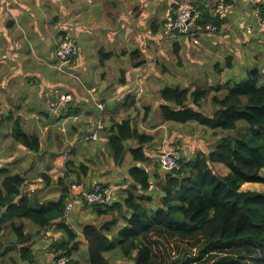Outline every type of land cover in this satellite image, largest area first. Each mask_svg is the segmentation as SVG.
<instances>
[{"label":"crops","instance_id":"obj_1","mask_svg":"<svg viewBox=\"0 0 264 264\" xmlns=\"http://www.w3.org/2000/svg\"><path fill=\"white\" fill-rule=\"evenodd\" d=\"M227 1L229 5L237 3V0ZM37 2L38 0H0V82L7 81L6 84L0 83V169H6L1 173L0 182L7 176L20 175L23 182L21 195L17 199L24 194L31 195L34 191L42 201L60 198L64 187L60 184V179L63 178L65 184H68L66 178L69 176H65L66 162L71 161L75 169L71 174L81 184L82 189L88 190L97 183L106 184L115 191L113 204L123 202L132 182H129L118 169L126 166L128 173V169L133 165L131 153L128 151L122 165H117L109 148L106 130L100 132V144L96 143L97 140H86L85 136L91 132L94 128V121L101 115L108 128L129 119L128 116H124L122 120L117 121L122 113L135 108L136 96L141 85L131 87L119 99H112L111 104H108L107 100L114 97L118 87L127 83V77L132 75L133 69H139L148 62V58L143 55L142 47H154L163 49L165 52V55L159 60L153 58L154 71L148 74L146 83L151 82L157 87L154 90L153 100L142 104L143 110L149 109L156 121V123L150 124V127L159 129L157 133L150 132L153 139L154 135L159 134V131L162 132L160 140L157 141L155 153L151 154L154 145L150 144L147 147L150 158H157L162 151L175 148L184 151L186 155H191L185 148V143L190 140L189 136L180 131L184 124L162 120L159 109L162 88L180 86L192 89L201 86L205 90H209V97L204 106H206L207 112H213L211 96L216 92L215 88L218 86L242 80L254 68L261 70L262 82H264V32H260L259 28L255 30V32H260L259 35L250 32L242 37H236L235 41L229 43L231 36L228 29H223L224 20L223 23L221 22V30L217 33L194 32L193 36L179 34L175 38L162 41L161 33L164 22L182 2H191L198 6L202 12L210 15V11L216 8L217 0H91L92 3L103 5L104 15L107 18H112L114 13L119 14L118 5H126L133 14V19L141 11H148L147 6L155 5V10L148 12L145 21L149 35L143 36L141 33H134L130 39H123L125 27L110 34V30L101 26L99 22L95 25L81 26L78 24L69 28L67 25L59 26L61 24L59 15L52 18L54 32L51 35H46L45 40L53 38L61 40V29L65 27L78 45V54L71 64L76 63L78 55L85 62L95 59L96 63L92 65L93 71L99 69L100 79L108 81L100 92L99 99V102L104 103L105 106L98 110L94 106H89L82 96H77L70 88H65L64 81L70 82L71 79L81 77L80 67H67L62 70L56 68L50 73H46L45 66L41 65L40 62H44V65L60 63L57 56H50V53L57 51L59 43L52 45L47 52L41 51V44L31 45L34 33L27 35L28 46L24 43L25 33L21 29L25 23L29 22V17L26 15L27 6ZM39 2L41 7H47L51 0H39ZM76 2L83 4L84 0H59V3L64 4ZM249 2L251 8L255 9V2L251 0ZM87 11L86 5L75 10L77 13H87ZM165 12H167V16L163 17L162 14ZM33 28H40L43 31L42 22H37ZM14 32L15 37L12 40L11 35ZM136 34H141V38L145 42L143 46L135 40ZM196 37H198L199 43L194 42ZM221 37L223 39H220ZM6 47L7 49H5ZM125 57H127L126 60ZM238 61L241 62L239 67L242 75L225 77L223 74L231 71ZM177 69H181L179 78L186 81L183 84L174 82ZM157 73L161 75H157ZM86 86L90 88L93 85L88 83ZM58 88L71 94L73 99L61 109L58 115H53L50 110V99H53L54 92ZM140 100H144V97L141 96ZM156 100L159 102L157 103ZM78 117L84 118L80 127L77 124H64L70 118ZM137 117L144 119L143 116H140L139 110H137L136 117L130 118L133 120V124L139 128L140 121ZM17 119L21 121L26 132L39 136L41 150L38 153L26 148L13 137V125ZM189 123L192 122H188L186 125ZM211 136L209 134V137ZM190 142L189 149L195 150L199 147L198 141L191 140ZM204 142V140L201 141L202 144ZM93 147L95 151L91 155L80 157L81 154L88 152ZM166 147L168 149H164ZM198 149L201 150V147ZM77 157L80 158L76 159ZM58 161L59 163H57ZM143 165L154 175L155 168H149L147 163ZM43 174L47 175L49 179L45 180ZM119 175L122 177L121 179L114 178ZM151 182L153 185L150 194L153 200L144 203L147 207L155 206V203L159 202L157 199L158 187L154 177ZM125 184L127 187H124ZM90 206L92 205L87 202L77 203L68 222L78 233L80 239L83 238V222H99L97 211ZM118 208L120 206L117 204L115 209H112L113 213L118 214ZM124 209L126 208L124 207ZM125 215L129 217L128 212ZM125 215L120 217L114 227L115 231L126 223ZM0 220L2 226L0 243L4 245L2 248L0 247V253L4 248L6 250L2 255L0 254V264H30L28 261L22 260L18 250L21 245L17 243V233L10 226L15 221H22L25 224L37 264H58L55 260V249L67 239V235L62 229H58L57 225L42 228L28 219H8L2 215H0ZM75 256L79 258L78 264H89L85 245H79ZM121 256L122 254L118 252L112 256L111 260L115 264H120L123 261Z\"/></svg>","mask_w":264,"mask_h":264},{"label":"trees","instance_id":"obj_2","mask_svg":"<svg viewBox=\"0 0 264 264\" xmlns=\"http://www.w3.org/2000/svg\"><path fill=\"white\" fill-rule=\"evenodd\" d=\"M224 20L218 13L213 18L203 11L201 24L206 28L215 23L220 31ZM262 76L261 70L254 68L242 80L215 88L216 92L211 96L212 113L203 110L209 90L201 86L161 89L159 109L163 121L195 122L203 130H211V135L216 138L211 149L198 150L192 158L178 150L181 154L178 169H164L158 158L149 157L147 147L153 135L140 131L132 119L106 127L116 164L122 165L128 151L132 155L133 165L128 169L132 186L122 203H89L96 207L99 222H83L82 239L63 218L68 197V186L63 178L60 179L64 186L61 197L42 201L36 191L17 199L21 195L22 177H5L0 182V215L8 219H28L42 228L57 225L62 229L67 239L55 249L57 263L67 258L65 264H78L75 252L83 244L87 248L89 264H115L111 258L118 252L123 258L120 264H160L155 259L152 245L144 238L146 233L156 229L186 237L202 235L200 252L215 245L250 240L264 254V192L242 190V185L248 182L264 184ZM144 112L150 114L149 109ZM143 118L146 120L147 116ZM12 135L33 152L41 150L39 136L26 132L19 119L14 122ZM144 163L155 168L154 175ZM66 168V177L75 170L71 161L66 162ZM5 171L0 169V176ZM43 177L49 179L45 174ZM153 177L159 202L147 207L144 203L153 200L150 194ZM117 204L120 208L115 214L112 209ZM127 212L129 217L125 215ZM122 215H125L126 223L115 231ZM10 226L17 233L22 260L37 264L25 224L15 221ZM1 232L0 220V239ZM3 246L0 243V247Z\"/></svg>","mask_w":264,"mask_h":264},{"label":"clouds","instance_id":"obj_3","mask_svg":"<svg viewBox=\"0 0 264 264\" xmlns=\"http://www.w3.org/2000/svg\"><path fill=\"white\" fill-rule=\"evenodd\" d=\"M255 2V0H252ZM88 7L87 13H77L76 9H79L83 6ZM120 11L119 14H113L112 18H107L104 15L103 5L100 3H92L91 0H84V3L76 2V3H59V0H51V2L47 5V7H41V3L38 2L34 5L27 6L26 15L29 17V22L24 24V27L21 29L25 33L24 43L28 46L27 35L34 33L33 39L31 40V45L36 46L37 44H41V51L47 52L48 49L52 47V45L59 43L61 45L60 51L50 53V56H62L63 43L60 39L53 38L51 40H45L46 35H51L54 32L53 24L51 23L52 18L54 16L59 15L61 24L59 26L67 25L71 28L73 25H95L97 22L100 23L101 26L110 30V34L112 32H118L121 27H125L126 31L123 34V39H130L134 33H141L143 36H148L149 31H147V25L145 23L147 14L149 11L155 10V5L147 6L148 11H141L139 15L133 19L132 13L128 10L126 5H118ZM219 12L222 18H225V22L223 24V29H228V33L231 36V40L229 43L235 41L236 37L243 36L248 34L246 30H250L254 32L256 35H259L260 32H264V22H261V18L259 16L258 10L251 8V3L249 0H237V3L228 5L227 7L221 6V8L211 10V17H215L216 13ZM197 15H201V13H197ZM163 17L167 16V12L162 14ZM37 22H42L43 31L39 29H34L33 25ZM123 22H127L126 24ZM250 25H252L250 27ZM259 28L260 32H255V30ZM51 29V31H49ZM244 30L243 32L241 30ZM255 29V30H253ZM143 30V31H142ZM78 34V33H77ZM141 34L135 35V40L139 41L140 45H144V40L141 38ZM5 35H8L5 33ZM70 33V37H71ZM15 37V32L11 35L12 40ZM69 37V41H70ZM158 39V37H155ZM220 39H223L222 37ZM227 40V39H225ZM134 46V45H132ZM8 47V44H7ZM7 47L5 49H7ZM143 55L148 58V62L141 66L139 69H133L132 75L127 77V83L121 85L116 89V93L114 97L109 98L107 100L108 104L112 103V99L121 98L127 90H130L131 87H135L137 85H141L139 91L137 93L138 102L135 108L128 110L121 114L120 117L117 118V121H120L124 118V116L136 117L137 110L140 112V116H147V119H141L137 117L140 121L139 128L142 132H152L157 133L158 128L150 127V124L156 123L155 119L152 117V114L145 113L142 104L146 103L149 100H153L154 90L156 85L151 82L146 83L148 74L153 70V58L159 60V58L165 55L163 49H156L154 47L143 48ZM125 60L127 57L124 58ZM41 65L45 66L46 73H50L53 69L59 68L64 69L67 67H80L81 69V77L76 79H71L69 81H64L65 88H70L73 93L77 96H82L85 99L89 106H94L96 109L100 110L104 108V103H100V92L105 88L108 81L101 80L99 77V69L93 71L92 65L96 63L95 59L88 60L87 62L83 61V59L78 55L77 61L75 64H70L69 61L61 59V62L55 65H44V62H40ZM241 62L238 61L237 65L231 69V71L225 72L223 75L225 77L229 75H242L239 64ZM181 69L176 70V79L174 82L176 83H185L186 81L181 80L180 77ZM157 75H161L157 73ZM165 77V76H164ZM167 79V77H165ZM0 83H7V81H3ZM91 83L92 87H87L86 84ZM143 96L144 100H139V97ZM73 99V98H72ZM71 99V100H72ZM69 96H62L59 99L58 104L54 109H52V114L55 115L60 109L64 107L65 104L71 101ZM158 103L159 100H156ZM84 118L78 117L76 119H69L64 122L65 125L68 124H77L80 127L81 122ZM111 122V121H109ZM112 123V122H111ZM162 132L159 131L158 135H154V139L151 144L154 145L153 151L151 154L155 153V147L157 145V141L160 140ZM127 143L128 141H124ZM97 144H100V141L97 140ZM54 150V149H53ZM95 151L93 147L88 152H85L80 155V157L84 155H91ZM77 157L76 159H79ZM59 163V161L57 162ZM120 173L123 174L124 177H127L128 181L131 182V177L128 176L126 171V166L118 169ZM115 179H121L122 177L115 176ZM68 179H75V177L66 178V182ZM124 187H127L125 184Z\"/></svg>","mask_w":264,"mask_h":264},{"label":"built area","instance_id":"obj_4","mask_svg":"<svg viewBox=\"0 0 264 264\" xmlns=\"http://www.w3.org/2000/svg\"><path fill=\"white\" fill-rule=\"evenodd\" d=\"M216 9L221 8V6L227 7L229 4L226 0H217ZM252 1V0H251ZM255 10H258L261 22H264V0H255ZM201 15H197V13ZM221 15L219 12H217ZM203 16L202 10L191 2H182L179 7L174 10L166 19L162 28V41L166 39H172L181 35H190L193 36L194 32L202 33L207 31L209 33L219 32L218 26L215 23L208 24L206 28L201 24V19ZM252 25H250L251 27ZM194 28V30H192ZM178 29V33H175L174 30ZM255 30V29H253ZM248 33L252 32L247 30ZM68 30L65 27L61 29V42L65 47L63 49L62 56H57L59 62L61 59L69 61L71 64L76 55L78 54V45L75 43L72 37H70ZM195 43H199L198 37L194 38ZM61 45L59 44L57 51H60ZM62 70V69H60ZM69 96V99H72L71 94L61 90L56 89L54 92L53 99H50V110L54 109L59 102L60 97ZM141 97V96H140ZM139 97V100H140ZM138 102V96H136ZM69 103V102H68ZM67 103V104H68ZM65 104V105H67ZM64 105V106H65ZM64 108V107H63ZM62 108V109H63ZM61 112V109L55 114L58 115ZM94 128L85 136L86 140H99L101 138L100 132L106 130V124L104 117L101 115L93 123ZM181 154L176 149L165 150L158 154L157 158L161 161L163 168L167 170H173L179 168V160ZM73 177L69 175L68 178ZM68 197L66 201L65 212L63 218L66 222H69L70 216L74 211V208L79 202L87 203H101V204H112L115 198V191L110 186L106 184L97 183L88 190L82 189L81 184H79L76 179H68ZM67 258H62L59 260L58 264H65Z\"/></svg>","mask_w":264,"mask_h":264},{"label":"rangeland","instance_id":"obj_5","mask_svg":"<svg viewBox=\"0 0 264 264\" xmlns=\"http://www.w3.org/2000/svg\"><path fill=\"white\" fill-rule=\"evenodd\" d=\"M204 104L206 105V100L203 101ZM211 107L213 108L214 106L211 105ZM206 109V106H204L203 110L207 113ZM208 113L212 112L208 111ZM200 127L195 122H192L182 125V130H180L183 134H187L190 139L185 143V148L191 154L190 156L187 155L189 158H192L195 155L194 153L200 150L198 149L199 147L202 150L211 149L214 145V140H216L214 136L209 137L211 130H203ZM191 140L198 141V144H196L199 147L195 150L189 149ZM203 140L205 142L202 144L201 141ZM242 190L264 192V184L248 182L242 185ZM90 207L94 208L93 205ZM144 238L152 245L155 259L160 264H264L263 252H259L256 243L250 240L215 245L200 252L199 245L203 241V237L200 234L186 237L163 229H156L146 233Z\"/></svg>","mask_w":264,"mask_h":264},{"label":"water","instance_id":"obj_6","mask_svg":"<svg viewBox=\"0 0 264 264\" xmlns=\"http://www.w3.org/2000/svg\"><path fill=\"white\" fill-rule=\"evenodd\" d=\"M192 30H194V28H193ZM174 32H175V33H178V29H175ZM6 208H7V207H5L4 209H6Z\"/></svg>","mask_w":264,"mask_h":264}]
</instances>
